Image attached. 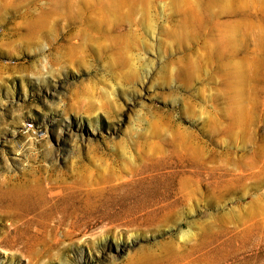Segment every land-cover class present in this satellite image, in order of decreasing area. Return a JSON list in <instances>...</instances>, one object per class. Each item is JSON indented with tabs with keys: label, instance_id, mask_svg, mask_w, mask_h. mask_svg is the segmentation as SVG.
<instances>
[{
	"label": "rangeland",
	"instance_id": "obj_1",
	"mask_svg": "<svg viewBox=\"0 0 264 264\" xmlns=\"http://www.w3.org/2000/svg\"><path fill=\"white\" fill-rule=\"evenodd\" d=\"M37 180L122 204L0 264H264V0H0V190Z\"/></svg>",
	"mask_w": 264,
	"mask_h": 264
},
{
	"label": "bare ground",
	"instance_id": "obj_2",
	"mask_svg": "<svg viewBox=\"0 0 264 264\" xmlns=\"http://www.w3.org/2000/svg\"><path fill=\"white\" fill-rule=\"evenodd\" d=\"M40 181L11 184L0 190V219L5 220L7 225L0 242L5 246L21 247L23 252L31 253L35 244H40L47 236L51 238L59 231L73 236L76 230L87 227L96 216L108 219L106 210L112 204H122L111 202L105 211L96 208L98 201L106 200L103 193L111 186L94 191ZM87 211H91V214L87 215ZM55 242H59V238H55Z\"/></svg>",
	"mask_w": 264,
	"mask_h": 264
}]
</instances>
